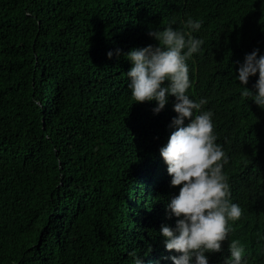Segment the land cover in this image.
<instances>
[{
    "label": "trees",
    "instance_id": "1",
    "mask_svg": "<svg viewBox=\"0 0 264 264\" xmlns=\"http://www.w3.org/2000/svg\"><path fill=\"white\" fill-rule=\"evenodd\" d=\"M189 16L204 44L187 94L208 101L243 209L209 264L233 241L264 264V110L235 79L246 54H264V0H0V264H132L133 252L171 264L160 228L175 226L165 205L179 186L160 149L174 98L155 115L133 104L124 54Z\"/></svg>",
    "mask_w": 264,
    "mask_h": 264
},
{
    "label": "clouds",
    "instance_id": "2",
    "mask_svg": "<svg viewBox=\"0 0 264 264\" xmlns=\"http://www.w3.org/2000/svg\"><path fill=\"white\" fill-rule=\"evenodd\" d=\"M201 27V21L189 16L180 28L172 23L162 29L150 28L147 34L156 41L155 46L133 48L124 54L131 65L125 75L133 104L155 102V115L174 98L172 109L176 115L169 125L173 131L160 149L170 187L179 186L178 194L165 205L166 218H176L175 226L160 228L165 250L177 254L169 257L171 264H209L211 254L223 251L222 243L232 231L231 222L239 220L243 213L239 204L230 199V185L223 172L228 158L216 142L213 112L203 109L208 101L201 98L196 102L187 94L192 86L188 60L204 44L203 39L193 35ZM113 55L112 51L107 53L109 59ZM115 55L119 57L121 50L116 49ZM237 63L235 79L242 87V95L264 110V54L256 49ZM257 74L253 90H249L246 85ZM130 255L132 264H143L137 253ZM224 264H248L239 242L228 245Z\"/></svg>",
    "mask_w": 264,
    "mask_h": 264
}]
</instances>
